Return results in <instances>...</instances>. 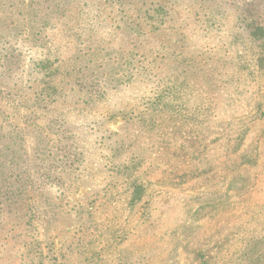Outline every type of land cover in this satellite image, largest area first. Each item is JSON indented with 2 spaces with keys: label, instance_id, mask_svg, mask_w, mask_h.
Wrapping results in <instances>:
<instances>
[{
  "label": "rangeland",
  "instance_id": "obj_1",
  "mask_svg": "<svg viewBox=\"0 0 264 264\" xmlns=\"http://www.w3.org/2000/svg\"><path fill=\"white\" fill-rule=\"evenodd\" d=\"M0 264H264V0H0Z\"/></svg>",
  "mask_w": 264,
  "mask_h": 264
},
{
  "label": "trees",
  "instance_id": "obj_2",
  "mask_svg": "<svg viewBox=\"0 0 264 264\" xmlns=\"http://www.w3.org/2000/svg\"><path fill=\"white\" fill-rule=\"evenodd\" d=\"M34 0H30V3L31 2H33ZM24 2V1H23ZM25 3V2H24ZM26 6H28V5H26ZM29 6H31V5H29ZM256 29V28H255ZM256 31H262V29H261V27H258L257 29H256ZM254 33H256V32H254Z\"/></svg>",
  "mask_w": 264,
  "mask_h": 264
}]
</instances>
